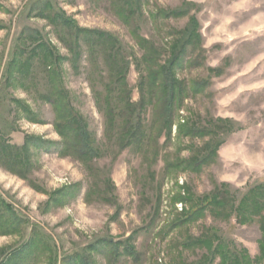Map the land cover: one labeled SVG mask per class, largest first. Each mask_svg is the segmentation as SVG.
Wrapping results in <instances>:
<instances>
[{
	"label": "rangeland",
	"instance_id": "1",
	"mask_svg": "<svg viewBox=\"0 0 264 264\" xmlns=\"http://www.w3.org/2000/svg\"><path fill=\"white\" fill-rule=\"evenodd\" d=\"M114 1L0 0V213L10 218L0 225V264H108L102 248L110 240H129L142 254L139 264H194L207 248L189 244L213 232L257 257L262 217L241 224L236 212L226 216L209 204L197 218L188 213L218 191L233 194L238 205L264 183V0H141L135 31ZM45 2L79 28L120 39L131 62L134 101L140 98L137 65H145L146 52L134 33L155 43L165 59L171 36L196 16L202 56L198 66L185 65L177 74L186 84L201 83L195 92L188 88L171 135L158 138L154 127L147 145L124 148L119 131L107 132L92 89L104 91L100 80L107 72L94 71L85 45L81 57H73L61 29L41 14ZM185 6L188 15L164 17ZM46 54L56 61L51 71ZM98 66L105 67L102 59ZM57 91L95 137L98 154L88 161L63 152L49 99ZM152 119L148 113L150 125ZM191 126L218 133L192 136ZM220 139L205 165L191 169L187 162ZM1 144L23 147L27 167L9 161L12 150ZM117 263L135 264L128 256Z\"/></svg>",
	"mask_w": 264,
	"mask_h": 264
},
{
	"label": "trees",
	"instance_id": "2",
	"mask_svg": "<svg viewBox=\"0 0 264 264\" xmlns=\"http://www.w3.org/2000/svg\"><path fill=\"white\" fill-rule=\"evenodd\" d=\"M113 3L116 5L119 15L135 31L139 26L137 19L142 14L141 0H115ZM187 7L165 12L164 17H184L189 14ZM42 9L41 14L59 27L62 32L64 31L63 34L60 31V39L75 59L81 57L83 54L81 46L85 45V51L88 53L91 63L95 65L94 71L101 75L107 72V76L103 75L100 80L103 82L104 91L99 90L95 84L92 85V89L99 107L105 110L108 133L113 132L112 135H114L119 131V142L123 143L124 148L129 146L142 148L147 145L154 135V127H156V137L158 138L162 133L171 135L176 114L190 94L188 88L191 87L192 91L195 92L198 90L197 85L199 86L201 83V81L195 80L188 85L177 74V70L186 67L185 65L198 66V61L202 56L200 54L202 36L196 16L191 17L190 24L186 28L177 31L174 35L171 34L172 36L170 35L172 37L168 44L170 50L165 59L162 51L158 49L155 43L139 36L137 32L134 33L139 45L144 47L146 51L143 57L145 65L143 67L141 64L137 65L140 73V98L139 101H134L133 90L128 82L131 62L123 51L120 39L106 31L79 28L75 21L56 10L49 2H45ZM160 14L161 12L157 15ZM42 46L43 44H40L38 47ZM198 50L199 52H197ZM43 52H45L44 49ZM195 53L196 58L194 57ZM50 55L52 54H46L44 58V65L47 70L56 65L55 60L49 61ZM100 59L104 61V68L98 66ZM60 93L57 91L55 94L57 98L55 99L54 94L51 93L49 99L56 107L57 126L63 138V152L88 161L98 154L95 137L88 124L71 105L70 99L61 98ZM148 113L153 116L151 125L147 120ZM118 119H122L123 125L117 122ZM193 127L191 126L188 132L192 136L218 133L211 128L200 130ZM222 143L223 140L221 139L213 140L205 148L207 154L201 158L194 157L187 164L191 169L197 170L205 165L210 156L216 153L218 145L220 146ZM1 146L5 152L6 148L9 152L12 150L8 155L9 159L12 160L9 161L20 165L22 168L27 167L28 158L25 162L21 159L20 153L21 150L23 151V147L5 144H1ZM222 194V191H218L212 196H205L201 199L200 204L188 213L189 215L192 214L190 218L201 216L208 204L213 206V211L216 209L225 211L226 216L236 212L237 219L241 224H248L255 221L257 217H262L263 238L259 244V255L253 258L247 248L239 247L224 239L217 232H213L207 236L196 238L189 244L188 247L191 248L195 246L207 248V253L203 258L194 264H216L217 260H219L218 264H264V183L249 190L238 205L233 194L231 195L227 190L224 196ZM228 211L230 212L228 213ZM216 215L219 214L216 213ZM9 219L7 215L0 213V225L4 226ZM103 244L102 253L106 255L108 264H118L117 262L123 256L130 257L135 264L141 263L143 259L142 254L129 243V240L118 242L110 240L103 242ZM73 264H85V261L81 259L78 262H73Z\"/></svg>",
	"mask_w": 264,
	"mask_h": 264
}]
</instances>
